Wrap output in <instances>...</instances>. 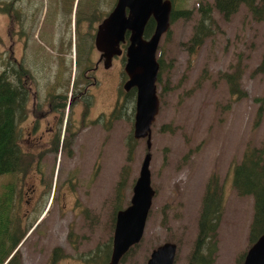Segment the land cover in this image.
<instances>
[{"label":"rangeland","instance_id":"374dc122","mask_svg":"<svg viewBox=\"0 0 264 264\" xmlns=\"http://www.w3.org/2000/svg\"><path fill=\"white\" fill-rule=\"evenodd\" d=\"M112 1L102 0L101 10L106 12ZM212 1L184 0L183 4H178L177 0H173L176 9H187V17L175 18L170 22L167 34H162L155 52V59L159 58L162 69L159 80L155 82L156 96L159 99L158 113L150 127L151 159L148 171L153 197L141 240L118 264H145L149 251L162 242L176 244V256L172 264H187L196 234L200 201L207 178L211 175L217 177L222 192L221 219L216 228L217 247L211 264H239L236 262L237 258L243 256L249 247L246 237L251 219V198L238 196L232 188L230 178L232 165L239 162L245 148L259 146L264 139V103L260 116L256 117L259 105L253 100L264 95V67L255 71L264 46V16L262 20L255 21L242 5L226 20L212 11V18L216 23V27L212 29L213 34L204 39L195 50L188 52L185 45L199 17L196 8L198 5L211 4ZM75 2L72 10L77 4ZM79 2L78 10L85 1ZM43 3L45 6L47 4L44 6V13L48 15L49 9L52 10L54 6H48V0H43ZM48 17L49 15L45 23ZM41 18L35 27L36 31L40 28L44 36V32L49 31V35L60 28L67 39L68 27L66 24L63 26L64 19L60 20V16L53 15L49 26L47 23L39 26ZM7 20L0 13L1 58L8 55L10 44ZM71 34L70 31V36ZM70 51L67 58L72 59V47ZM237 63L242 69L238 81L245 93L244 97H235L229 93L228 84L222 79V73L231 72ZM118 70H121L119 62L114 61L109 71L96 72V75L106 77L98 86L99 89L90 91L96 102L85 120L91 118L93 121L98 118L102 124L90 121L79 127L75 142L79 146V153L74 151V159H66L63 149L59 158L60 165L57 163L58 169L55 165L54 173L57 170L56 179L59 182L62 175L60 173L71 162L76 161L82 188L78 193V206L71 209L73 198L65 196L67 210L59 212L60 206L55 207L54 203L57 183V189L53 192L54 200L49 204L47 214L45 206L50 195L46 202L44 200L38 205V211H35L36 207L33 215H28L25 213L27 206L24 201L29 180L24 183L21 191L22 206L19 209L14 200L12 213L20 217L22 227L29 225L28 222L32 224L40 210L45 209V216L40 224L42 226L39 225L27 236L25 233L26 239L17 245L22 264L51 263L50 255L55 250L54 247L61 249L57 252L62 256L53 264H86L82 259L84 253L94 250L95 245L107 243L109 239L111 242V217L115 200L113 195L119 170L125 167L127 171L119 201L120 208H123L128 204L131 183L137 176L141 158L146 152L144 139H134L132 149L127 152L125 143L133 123L129 101L126 102L124 115L120 113L118 117L110 118V127L105 123L116 105V96H119ZM62 113L61 119L64 121L67 113L65 110ZM23 125L24 122L19 121L17 127L20 132L25 130L21 128ZM20 137L21 145L25 148L24 131ZM73 147L75 148V144ZM52 159V155H46L43 159L42 168L46 173L54 165ZM92 177L93 180L90 181ZM97 259L100 264L103 258L101 256Z\"/></svg>","mask_w":264,"mask_h":264},{"label":"flooded vegetation","instance_id":"af4514ba","mask_svg":"<svg viewBox=\"0 0 264 264\" xmlns=\"http://www.w3.org/2000/svg\"><path fill=\"white\" fill-rule=\"evenodd\" d=\"M48 1L50 3L48 6L54 7L52 10L49 9V17L46 23L49 26V21L53 15L60 16V20L64 19L63 26L66 24V27H68L66 31L68 34L67 39L62 35L60 28L53 30L49 35V31L47 33L44 32V36H46L44 38L40 28L36 31V26L31 24L32 14L36 15L38 13L37 7L39 5H41V9L37 15L36 25L41 17L39 26L45 23L48 15L44 13L47 4L45 6L43 0L42 2L40 0H11V5L13 4L14 6L13 16L15 18L11 23V32L7 35L10 41L8 46L10 78L14 86L21 84L26 90V105L24 106L26 117L20 122H24V125L21 126V128L25 129L23 130L25 134L24 149L27 151L29 158L32 159L31 163L33 164L31 169L26 171L23 177L19 179V184L15 183V194H19L20 200H16L19 206L18 209L22 206L21 191L24 189V183L28 180L30 183H28L27 191L25 192L24 203L27 206L25 213L33 215L36 207L35 211H38V205H41L44 200L46 202L50 195L49 201L45 206L46 211L45 209L40 210V214L36 216L33 223L28 222L31 226L27 229L26 236L30 232L33 233L36 230L35 228L42 224L45 216L43 215L44 211L47 214L49 204L54 200L53 192L57 189V183L58 189L54 203L56 204L55 207L60 206L59 212L67 210L64 204L65 196L70 195L73 198L71 209H75L78 206L77 201L80 199L78 193L82 188L79 183L80 176L77 174L79 169L76 167V161L71 162L70 166L68 165V168L60 173L62 175L61 177L59 176V182L56 179L57 170L55 173L54 171L55 165L57 163L60 165V153L65 150L66 159L73 160V152L75 151L78 154L80 151L79 146H76L75 143L77 140L76 134L78 133L76 130L86 125L85 123L92 121L91 118L87 119V121L85 120L86 116L90 115L94 102H96L94 94L90 91L99 89L98 86L101 85V82L106 77V75H96V72L100 70L109 71L114 61H118L121 68V70L116 72L120 77L118 82L119 91L117 92L119 96L118 98L116 96L114 103L116 105H114L111 114L105 120L108 127H110V118L118 117L120 113L124 115L128 93L131 90L134 91V88L125 90L122 86L126 79V74L123 73V66L125 63L124 48L127 44V37L124 35L125 42L119 44L120 54L112 55L109 61H106L105 57H100L101 52H98L94 46V34L98 23L108 14L115 0L109 4L110 8L106 12L100 8L102 16L98 22L96 20L98 15L96 12L97 4L94 5L93 0H84L85 5L82 6L84 16L79 19L78 25L75 22L76 14H74V9L72 10L71 8L68 11V6L71 5L72 0ZM99 1L101 5L102 0ZM55 10L57 11L56 13ZM77 26L82 31V38L79 37L80 39H77L75 34L78 31H75ZM70 31L72 33L71 36ZM71 47L74 55L72 59H69L67 55L71 52ZM64 110L67 114L63 121L61 116ZM36 111L38 114L35 115ZM92 122L102 124L98 118ZM86 127L89 128V126ZM23 131H19L20 134ZM20 139L22 140V137ZM74 144L75 148L73 147ZM46 155H52V160H54V165L47 169V173L42 168L44 165L43 159L46 158ZM93 173L94 175L97 174L95 171ZM53 174H55V177H53ZM92 180L93 177L90 181ZM23 215L25 214L23 213ZM89 217L92 218V215L89 214ZM22 219H24V216H22ZM54 249L59 248L54 247Z\"/></svg>","mask_w":264,"mask_h":264},{"label":"trees","instance_id":"16d2710c","mask_svg":"<svg viewBox=\"0 0 264 264\" xmlns=\"http://www.w3.org/2000/svg\"><path fill=\"white\" fill-rule=\"evenodd\" d=\"M96 5V12L98 13L97 22L101 19L100 13V1L93 0ZM68 6V11L73 6ZM74 14H76L75 22L78 25V21L84 16L82 12V6L78 10L79 0H76ZM171 2V13L169 22L175 18L187 17V9L178 10ZM178 4H183L184 0H177ZM89 3V1H88ZM242 5L246 7L250 17L255 21L262 20L264 16V0H213L210 4L198 5L197 10L199 17L196 20V24L192 27L191 36L187 40L185 48L188 52L195 50L204 39L209 38L213 34V28L216 27V23L212 18V11H215L224 20L228 19L238 8ZM13 4L11 0H0V13L5 15L7 20V29L11 32V23L15 18L13 16ZM38 13L41 9V5L37 7ZM38 13L32 14L31 24L36 26ZM153 28L151 19L147 21V26L144 31V36L148 37V34ZM77 26L78 31L75 32L77 39L82 38L81 32ZM168 30L165 32L167 34ZM88 34V33H86ZM80 37V38H79ZM84 39V38H83ZM264 43V42H263ZM0 54V264H22L19 258V252L17 245L25 238L26 229L30 228V224L22 227L20 225V217L12 213L14 200H19V194H15V183L19 182V179L23 177L26 171H29L33 166L32 159L29 158L27 151L21 146L20 132L18 122L26 117L24 106L26 105L25 97L26 90L24 86L18 84L14 86L12 79L9 75V54L4 58H1ZM158 62V75L156 81L159 80V74L162 67H160L161 61ZM264 67V46L261 51V58L255 71H260ZM242 69H240L237 63L234 70L231 72H223L222 79L228 84L229 93H232L235 97H244L245 93L239 86V78L241 76ZM134 91L131 90L128 93V101L130 102V116L134 112ZM258 102L255 116L259 117L261 114V108L264 103V95L261 98H253ZM130 117V118H131ZM127 141L125 146L127 152L132 149V144L135 142L132 134H127ZM242 157L238 163L232 165L231 170V185L238 196H249L251 198L252 209L251 219L248 223V233L246 240L248 246H250L255 238L264 230V139L259 146H251L245 148L242 153ZM128 155V154H127ZM119 178L115 183L114 188V212H117L120 208L119 201L122 198V190L124 188L125 167L120 168ZM207 183L203 190V196L200 201V208L197 214L196 222V234L193 238L191 250L187 257V264H211L215 257V251L217 247L216 232L217 225L221 219L222 212V192L216 176H209ZM19 184V183H18ZM112 215V222L114 225ZM23 221V219H22ZM110 239L107 243L101 245H95L94 250H89L84 253L82 259L86 264H98L97 258L102 256V262L100 264H106L109 260V252L111 249ZM135 246V245H133ZM128 249L126 253L121 256V261L125 256L132 251V248ZM61 249H55L50 255V261L53 264L61 257V253L57 251ZM101 255V256H99ZM244 255V254H243ZM243 256L237 258L236 262L241 263Z\"/></svg>","mask_w":264,"mask_h":264},{"label":"water","instance_id":"95a60500","mask_svg":"<svg viewBox=\"0 0 264 264\" xmlns=\"http://www.w3.org/2000/svg\"><path fill=\"white\" fill-rule=\"evenodd\" d=\"M170 0H115L108 14L101 19L94 34V46L109 61L119 55V44L125 42L123 73L126 79L123 88H134L132 137L144 139L146 152L142 156L137 176L131 183L128 204L114 215L109 260L106 264H118L121 256L143 235L145 219L150 210L153 190L149 183L150 172V127L158 113L159 99L156 96L158 62L155 52L160 37L169 29ZM151 19L153 28L147 36L144 31ZM125 35V37H124ZM176 244L162 242L152 248L145 264H172L175 260ZM240 264H264V230L245 250Z\"/></svg>","mask_w":264,"mask_h":264}]
</instances>
